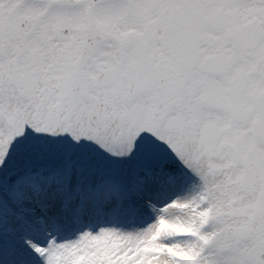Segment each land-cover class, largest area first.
Instances as JSON below:
<instances>
[{"label": "snow or ice", "instance_id": "obj_1", "mask_svg": "<svg viewBox=\"0 0 264 264\" xmlns=\"http://www.w3.org/2000/svg\"><path fill=\"white\" fill-rule=\"evenodd\" d=\"M0 264H264V0H0Z\"/></svg>", "mask_w": 264, "mask_h": 264}]
</instances>
